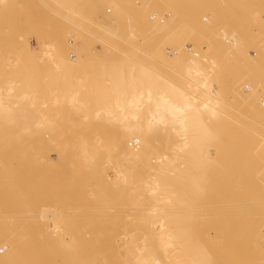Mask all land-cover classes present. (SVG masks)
I'll return each mask as SVG.
<instances>
[{"label":"rangeland","instance_id":"rangeland-1","mask_svg":"<svg viewBox=\"0 0 264 264\" xmlns=\"http://www.w3.org/2000/svg\"><path fill=\"white\" fill-rule=\"evenodd\" d=\"M144 70L169 83L129 87L183 90L203 128L152 123V145L125 156L113 142L144 135L130 128L147 127L152 102L123 118L99 96L118 71ZM8 241L23 244L7 256ZM7 258L264 264V0H0Z\"/></svg>","mask_w":264,"mask_h":264},{"label":"bare ground","instance_id":"bare-ground-1","mask_svg":"<svg viewBox=\"0 0 264 264\" xmlns=\"http://www.w3.org/2000/svg\"><path fill=\"white\" fill-rule=\"evenodd\" d=\"M59 59L62 61L63 64L67 65L68 67H73V66L75 67V65H79V63L81 62L82 56H78V58L72 59L69 56L67 57V56L62 54L59 56ZM141 73H142L141 76H136V75H133L131 73H127L126 71H122V72L118 71L115 74V78H113L111 80V82L116 83L114 86L111 87L112 93L110 91V95H109V94H106L107 92L109 93V91H105L106 95L103 96V93H102L101 95L103 97L99 96L100 100H102V102L103 101L105 102V104H104L105 106L111 105L108 100H112V109L114 108V110L112 112L113 113L119 112L120 115L122 114L123 118L127 115V112H129L131 115H136L137 114L136 108H141V106L143 105V103H141L142 99H147L148 101L152 102L151 106L153 108L149 112V114H150L149 117L145 120L147 127L145 129L139 128V127L130 128L131 132L142 131V132H144V135L129 136V139H126L124 136L121 135L120 137L116 138L115 141L113 142L112 148L117 150V151L118 150L122 151L125 154V156L134 155L135 153L140 152L142 150H145L146 148H149L150 145H152L151 144V136H149L150 133L154 132V129L151 128L152 123H155V122L169 123L172 125L171 129L179 131V132H186V131L189 132L190 130L198 131V132L200 130V132H201V129L203 128L201 126H197V125L194 126L193 125L194 124L193 118L190 117V115L196 113L198 110L197 107H199V106L194 105L193 103H190L189 101H186L189 97L186 94H184L185 92L183 90H180L179 88H175V87H167V88H164V90L162 91V94L160 96H153V91L157 90L158 88L150 86L145 91H143V90L137 91L136 87H129V85L135 84L139 78H143V79L146 78L150 84H157L158 82H162V81L169 83V81H166L164 79L161 80V78H159V77H152L151 74L146 70L142 71ZM109 76H112V73H109ZM202 82L205 83V81H202ZM104 83H105V81H104ZM201 85H202V83H201ZM102 88H104V87H102ZM111 88H109V89L107 88V90H111ZM129 90H134V91H133V93H131ZM101 92L102 91H100V93ZM121 93H124V94L119 95ZM111 94H112V96H111ZM206 96L208 98L210 96V94L207 93ZM93 97H95V96H93ZM101 97H102V99H101ZM55 98H57V97H55ZM105 100H107L108 103H106ZM206 105L204 104L203 106L205 107ZM193 106L196 109L194 108L195 109L194 112L192 111L193 113L192 112L190 113V109ZM109 111H110V109H109ZM183 143H187V142L184 141ZM128 145H130L132 147L129 148ZM154 211H156V210H154ZM157 211H159V210H157ZM59 226L60 225L58 223L56 225H54V227H55L54 230L55 231L59 230L60 229ZM51 228H53V227H51ZM167 236H170V235H167ZM166 238H167L166 236H163V237H161V240H166ZM6 243H7V249H8L7 256L13 255L15 253V249H14V248H16L15 245L17 246V245L23 244L22 242L9 243V241ZM111 250H112V248L108 250L109 254L106 253L107 257L111 256L110 255V253L112 252ZM112 255H116V253H114ZM116 256H118V255H116ZM116 256H114V257H116ZM154 262L156 264L158 263L157 260H154ZM5 263L14 264V259L7 258V259H5Z\"/></svg>","mask_w":264,"mask_h":264},{"label":"built area","instance_id":"built-area-1","mask_svg":"<svg viewBox=\"0 0 264 264\" xmlns=\"http://www.w3.org/2000/svg\"><path fill=\"white\" fill-rule=\"evenodd\" d=\"M187 49L190 51V50H192V46L191 45H187ZM169 52H170V54L171 55H173V54H175L176 53V51H171V50H169ZM192 52V51H191ZM248 88V87H247Z\"/></svg>","mask_w":264,"mask_h":264}]
</instances>
